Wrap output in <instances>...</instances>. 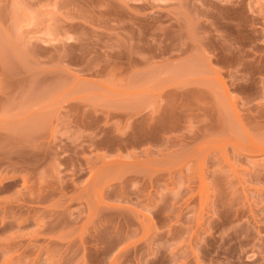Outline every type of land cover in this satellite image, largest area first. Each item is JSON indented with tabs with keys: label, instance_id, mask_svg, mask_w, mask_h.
<instances>
[{
	"label": "rangeland",
	"instance_id": "374dc122",
	"mask_svg": "<svg viewBox=\"0 0 264 264\" xmlns=\"http://www.w3.org/2000/svg\"><path fill=\"white\" fill-rule=\"evenodd\" d=\"M0 264H264V0H0Z\"/></svg>",
	"mask_w": 264,
	"mask_h": 264
}]
</instances>
